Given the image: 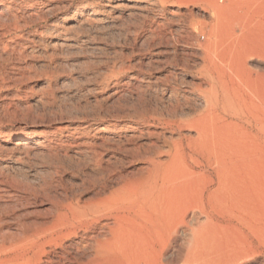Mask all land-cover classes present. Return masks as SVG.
Masks as SVG:
<instances>
[{
  "label": "rangeland",
  "instance_id": "374dc122",
  "mask_svg": "<svg viewBox=\"0 0 264 264\" xmlns=\"http://www.w3.org/2000/svg\"><path fill=\"white\" fill-rule=\"evenodd\" d=\"M244 1L224 17L209 0H0V264H78L90 255L102 228L74 231L76 210L144 176L139 155L154 145L166 158L165 140L176 135L159 112L177 103L189 119L202 110L201 43L212 24L215 54L241 56L240 91L264 111V0ZM69 230L39 261L25 255L41 237ZM244 260L264 264V246Z\"/></svg>",
  "mask_w": 264,
  "mask_h": 264
},
{
  "label": "bare ground",
  "instance_id": "6f19581e",
  "mask_svg": "<svg viewBox=\"0 0 264 264\" xmlns=\"http://www.w3.org/2000/svg\"><path fill=\"white\" fill-rule=\"evenodd\" d=\"M210 1L214 7L217 4V14L224 17L234 15L240 2L246 3L225 0L229 4L218 5L216 0ZM218 25L212 24L208 40L201 43L205 52L201 54V73L207 85V89H201L204 107L189 119L180 116L184 112H178L177 103L159 112V120L176 135L165 140L166 158L160 157L158 146L148 150L145 145L148 151L139 155L146 164L144 176L128 180L109 196L76 210L74 231L102 228V233L91 240L90 255L86 259L80 256L78 264H238L253 255L258 246H264V232L259 226L264 217V111L260 114L254 106L251 110L240 91V53L239 59L235 54L227 56L230 60L215 54ZM243 52L247 53L246 49ZM175 89L169 92L175 94ZM231 127L242 129L243 135L225 131ZM185 129L194 134H182ZM191 193L197 196L192 201L188 198ZM64 232L51 239L41 237L25 255L39 261L49 245H57L73 231Z\"/></svg>",
  "mask_w": 264,
  "mask_h": 264
}]
</instances>
